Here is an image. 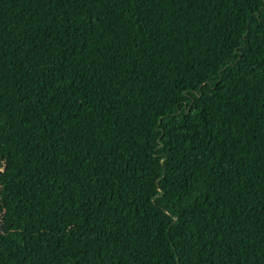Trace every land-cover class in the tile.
<instances>
[{"label": "trees", "instance_id": "16d2710c", "mask_svg": "<svg viewBox=\"0 0 264 264\" xmlns=\"http://www.w3.org/2000/svg\"><path fill=\"white\" fill-rule=\"evenodd\" d=\"M0 264H264V0H0Z\"/></svg>", "mask_w": 264, "mask_h": 264}]
</instances>
